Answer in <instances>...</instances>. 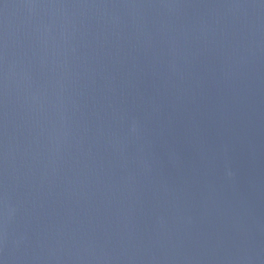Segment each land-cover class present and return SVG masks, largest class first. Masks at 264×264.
<instances>
[{"label":"water","instance_id":"95a60500","mask_svg":"<svg viewBox=\"0 0 264 264\" xmlns=\"http://www.w3.org/2000/svg\"><path fill=\"white\" fill-rule=\"evenodd\" d=\"M0 264H264V0H0Z\"/></svg>","mask_w":264,"mask_h":264}]
</instances>
